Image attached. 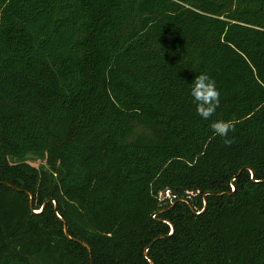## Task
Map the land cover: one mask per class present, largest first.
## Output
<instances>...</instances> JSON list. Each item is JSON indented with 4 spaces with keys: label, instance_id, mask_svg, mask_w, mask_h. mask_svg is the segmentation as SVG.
I'll return each mask as SVG.
<instances>
[{
    "label": "trees",
    "instance_id": "1",
    "mask_svg": "<svg viewBox=\"0 0 264 264\" xmlns=\"http://www.w3.org/2000/svg\"><path fill=\"white\" fill-rule=\"evenodd\" d=\"M152 261L264 264V0H0V264Z\"/></svg>",
    "mask_w": 264,
    "mask_h": 264
},
{
    "label": "clouds",
    "instance_id": "2",
    "mask_svg": "<svg viewBox=\"0 0 264 264\" xmlns=\"http://www.w3.org/2000/svg\"><path fill=\"white\" fill-rule=\"evenodd\" d=\"M190 95L195 104L197 115L204 120H211L220 106L221 98L215 79L207 72H199V75L195 76L191 83ZM210 126L216 135L223 138L226 145L232 143L229 133L235 132L233 121L218 119L212 121Z\"/></svg>",
    "mask_w": 264,
    "mask_h": 264
},
{
    "label": "water",
    "instance_id": "3",
    "mask_svg": "<svg viewBox=\"0 0 264 264\" xmlns=\"http://www.w3.org/2000/svg\"><path fill=\"white\" fill-rule=\"evenodd\" d=\"M251 171H252V177L254 178L255 177V172L251 169ZM31 194V205H32V203H33V197H34V195L32 194V193H30ZM182 200H186V201H189V200H187V199H182ZM207 203H208V201H207V199L205 198V207H204V210L206 209V207H207ZM175 205V203L172 205V206H174ZM45 207V205L43 206V208ZM171 207H169L168 209H170ZM55 209H56V211H57V209H58V204H57V201H55ZM58 215H59V213H58ZM60 216V215H59ZM155 216V215H154ZM62 220L64 221V230H65V233H66V235L68 236V237H70L71 239H73V240H79V239H76V238H74V237H72L71 235H70V233H69V226H68V223L67 222H65V220L62 218ZM172 228H173V230H174V226L172 225ZM80 241V240H79ZM82 243H83V245H85L86 247H89L88 246V244L86 243V242H83V241H81ZM89 250H90V253L92 254V250H91V248H89ZM151 264H154V262L152 261L151 262Z\"/></svg>",
    "mask_w": 264,
    "mask_h": 264
},
{
    "label": "built area",
    "instance_id": "4",
    "mask_svg": "<svg viewBox=\"0 0 264 264\" xmlns=\"http://www.w3.org/2000/svg\"><path fill=\"white\" fill-rule=\"evenodd\" d=\"M161 199H164L165 197H172V194L170 190H166L165 195L163 193L160 194Z\"/></svg>",
    "mask_w": 264,
    "mask_h": 264
},
{
    "label": "rangeland",
    "instance_id": "5",
    "mask_svg": "<svg viewBox=\"0 0 264 264\" xmlns=\"http://www.w3.org/2000/svg\"><path fill=\"white\" fill-rule=\"evenodd\" d=\"M31 163L33 165H36L38 166L40 163H41V160H32ZM33 200H34V197H33ZM207 206H208V203H207ZM204 207H205V202H204ZM207 208V207H206ZM148 251V249L146 250V252ZM147 255H148V252H147Z\"/></svg>",
    "mask_w": 264,
    "mask_h": 264
}]
</instances>
